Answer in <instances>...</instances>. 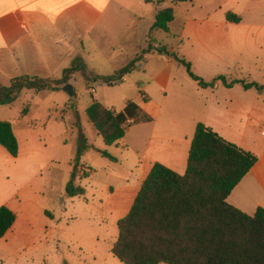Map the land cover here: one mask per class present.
I'll use <instances>...</instances> for the list:
<instances>
[{
    "label": "rangeland",
    "instance_id": "1",
    "mask_svg": "<svg viewBox=\"0 0 264 264\" xmlns=\"http://www.w3.org/2000/svg\"><path fill=\"white\" fill-rule=\"evenodd\" d=\"M120 2L132 11L125 12L124 20L136 21L126 40H120L127 55L138 50L135 68L112 81L115 84L103 83L95 77L111 75L131 60L124 52L116 53L110 63L89 60L84 74L67 73L73 94L54 81L62 72L43 78L53 89L23 88L14 100L0 104V119L11 123L18 141L16 156L0 146V206L16 215L0 237V264H123L111 253L117 221L127 213L152 163L168 164L165 157L177 155L181 166L171 169L184 173L189 148H158L151 138L153 131L164 128L161 122L130 121L124 137L106 145L85 115L92 101L115 112L133 101L150 116L162 101L161 111L169 118V113L178 117L169 101L181 100L187 106L190 140L197 122L217 123L233 134L264 131L263 116L245 114L251 102L240 96L241 84L227 89L217 79L223 75L227 81L264 84V0ZM167 7L173 10L168 32L152 29L157 11ZM227 11L240 21H227ZM233 26L240 31L233 32ZM246 31L251 32L248 40ZM108 46L107 41L105 50ZM160 46L185 57L201 80L214 85L201 86L171 54L157 52ZM179 120L185 123L183 117ZM71 179L82 194L66 192Z\"/></svg>",
    "mask_w": 264,
    "mask_h": 264
},
{
    "label": "trees",
    "instance_id": "2",
    "mask_svg": "<svg viewBox=\"0 0 264 264\" xmlns=\"http://www.w3.org/2000/svg\"><path fill=\"white\" fill-rule=\"evenodd\" d=\"M225 19L237 23L241 18L227 11ZM172 20V8H164L155 15L151 28L168 32V23ZM156 51L171 54L201 86L214 85V81L201 80L182 55L168 52L163 46ZM134 61L111 75L95 78L103 83L119 80L135 68ZM75 70L84 74V64L64 69L62 77L54 81L65 84L67 73ZM217 79H221L225 87L240 83L244 89L264 88V84L255 82L227 81L223 75ZM49 83V79L30 75L13 78L8 86L0 84V104L14 100L23 88L53 89ZM85 115L106 145L122 139L130 121L151 120L133 101L115 112L94 100L85 108ZM0 146L9 155L16 156L17 138L11 123L3 119H0ZM104 155L114 160L109 154ZM255 162L253 153L197 122L184 173L179 174L160 162L151 165L127 213L117 221L111 253L123 264H264V208L257 207L250 215L226 200ZM66 192L82 194L83 189L73 185L71 179ZM15 219L11 209L0 206V237Z\"/></svg>",
    "mask_w": 264,
    "mask_h": 264
},
{
    "label": "crops",
    "instance_id": "3",
    "mask_svg": "<svg viewBox=\"0 0 264 264\" xmlns=\"http://www.w3.org/2000/svg\"><path fill=\"white\" fill-rule=\"evenodd\" d=\"M126 11L129 10L120 0H0V83L8 85L11 79L22 75L59 77L66 67L77 63L87 67L89 60L103 59L110 63L116 59V53L124 52L120 40L125 41L126 33L136 26L134 18L130 22L124 20ZM231 28L233 32H239L241 27ZM117 30L122 31L117 34ZM246 32L248 40L251 32ZM251 39L255 43L254 36ZM107 41L110 50H105ZM137 51L134 48L128 55L124 52L128 62L138 56ZM241 88L239 92L243 101L251 102V106L244 108L245 114L248 117L253 116L252 113L264 117V88ZM162 106L163 102L160 101V110L158 108L155 114L149 115L151 120L143 121L144 124L161 122L164 126L161 130L153 131L151 138L158 148L176 147L178 152L184 151L185 147L188 149L191 140L187 106L181 100L174 101L172 98L169 108H174L178 117H171L169 113V118L161 111ZM180 117L185 123L179 120ZM204 124L256 156V162L231 190L227 202L250 215L257 207L264 208V131L233 134L220 124ZM165 158L168 164L161 160L159 162L168 168L181 166V158L177 155Z\"/></svg>",
    "mask_w": 264,
    "mask_h": 264
},
{
    "label": "water",
    "instance_id": "4",
    "mask_svg": "<svg viewBox=\"0 0 264 264\" xmlns=\"http://www.w3.org/2000/svg\"><path fill=\"white\" fill-rule=\"evenodd\" d=\"M116 82H112L111 84H115ZM63 89L64 90H66L69 94H73V90H72V88L70 87V85L69 84H64V86H63Z\"/></svg>",
    "mask_w": 264,
    "mask_h": 264
}]
</instances>
